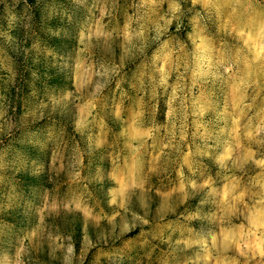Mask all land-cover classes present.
Returning a JSON list of instances; mask_svg holds the SVG:
<instances>
[{"label":"rangeland","instance_id":"obj_1","mask_svg":"<svg viewBox=\"0 0 264 264\" xmlns=\"http://www.w3.org/2000/svg\"><path fill=\"white\" fill-rule=\"evenodd\" d=\"M0 264H264V0H0Z\"/></svg>","mask_w":264,"mask_h":264}]
</instances>
